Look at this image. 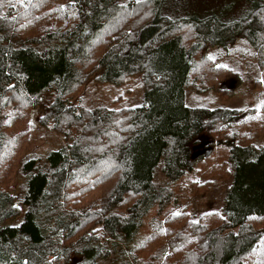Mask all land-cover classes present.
<instances>
[{"label": "trees", "instance_id": "obj_1", "mask_svg": "<svg viewBox=\"0 0 264 264\" xmlns=\"http://www.w3.org/2000/svg\"><path fill=\"white\" fill-rule=\"evenodd\" d=\"M162 3L0 0V264H264V3L224 23L171 18ZM235 45L261 103L211 107L240 83L213 58ZM139 80L135 106L82 95L90 81ZM46 95L38 124L66 145L23 155ZM203 133L210 148L194 156ZM194 170L231 176L220 213L181 207Z\"/></svg>", "mask_w": 264, "mask_h": 264}, {"label": "rangeland", "instance_id": "obj_2", "mask_svg": "<svg viewBox=\"0 0 264 264\" xmlns=\"http://www.w3.org/2000/svg\"><path fill=\"white\" fill-rule=\"evenodd\" d=\"M261 3H264V0H163L161 9L163 15L171 18L190 17L200 19L205 16H213L218 22L224 23L245 17L251 9ZM214 51L216 50L213 48L207 50L208 53ZM218 53L220 54L219 57L213 55L214 64H221L231 74H236L240 78V83L227 98L216 104H210V106L214 107L218 104L229 108H251L259 105L261 96L253 81L249 80L248 65L244 59L246 52L239 45H235L231 49L218 51ZM229 84L231 87L233 86L232 82L226 81L220 84L219 87L224 86L223 88H226ZM142 85L141 80L139 82L130 81L129 84L116 88L109 84L90 81L85 86L82 95L91 103L102 104L107 107H131L141 102ZM186 94L187 96L190 95L191 91L188 90ZM212 94V92H205L202 94V98L204 100L210 99ZM51 98V95L43 96L39 107L29 110L26 129L28 143L23 155L44 154L66 145L62 135L38 124V117ZM209 141V135L206 133L198 136L195 143L191 145L193 155L207 152V149L210 148ZM195 170L194 173L187 176L184 181L186 188L181 192V207H186L189 217L193 220L207 212H221L226 188L230 185L232 179L231 176L224 179L203 177ZM21 181V177L15 171L8 185V191L16 196L21 209L20 215L14 220V224L21 221L26 209L22 203L23 194L19 189ZM191 182H194V184L190 185ZM228 230L236 232L237 227L226 229V231Z\"/></svg>", "mask_w": 264, "mask_h": 264}, {"label": "snow or ice", "instance_id": "obj_3", "mask_svg": "<svg viewBox=\"0 0 264 264\" xmlns=\"http://www.w3.org/2000/svg\"><path fill=\"white\" fill-rule=\"evenodd\" d=\"M179 213H174V215H178Z\"/></svg>", "mask_w": 264, "mask_h": 264}]
</instances>
